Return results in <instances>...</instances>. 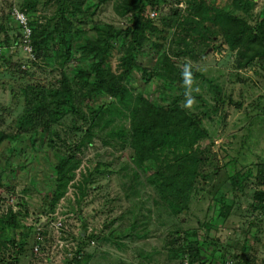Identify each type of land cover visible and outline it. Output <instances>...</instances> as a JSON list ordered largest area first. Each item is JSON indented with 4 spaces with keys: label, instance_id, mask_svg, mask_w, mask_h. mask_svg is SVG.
<instances>
[{
    "label": "rangeland",
    "instance_id": "rangeland-1",
    "mask_svg": "<svg viewBox=\"0 0 264 264\" xmlns=\"http://www.w3.org/2000/svg\"><path fill=\"white\" fill-rule=\"evenodd\" d=\"M28 1L33 0H0V218L6 221H0V255L12 254L8 240L15 238L24 246L14 264H67L76 255L77 264H237L242 252L248 263L264 264V212L254 208L263 202L256 201V192L264 190V59L242 67L239 53L221 38L212 41L198 32H192L195 38L179 35L178 21L191 15L187 0H158L160 9L147 8L146 14L154 13L153 24L160 30L154 27L153 39L160 46L154 50L149 42L142 52H134L143 66L155 64L149 75L135 70L129 76L131 95L125 105L110 95L86 97L87 87L70 71L90 62L82 49L95 37L93 26L127 25L131 14L122 11L128 0H78L74 11L82 21L70 40L71 55L67 62L55 56L53 64H47L45 54H34L33 29L29 42L24 41L14 9L24 12L29 24H43L54 5L41 0L31 9ZM204 1L240 12L233 0ZM263 8L264 0H255L252 12ZM127 48L125 40L114 44L108 64L113 71ZM63 73L70 77L79 108L86 114L101 109L95 124L73 113L53 120L45 111L31 132L18 130V119L33 104L53 108L49 90L59 85ZM188 73L199 77L181 103L185 108L201 114L204 103L192 94L215 106L209 80L220 85L225 102L202 117L205 133L194 146L166 144L141 163L134 154L132 128L139 96L140 102L167 104ZM38 91L42 94L37 96ZM111 102L112 110L102 109ZM30 136L36 138L30 141ZM195 151L211 154L213 162L198 167L207 177L191 180L187 198L164 197L154 185L153 168L174 174L183 154ZM62 159L67 161L64 196L54 210L40 216L38 208L57 184L56 167ZM250 171L237 182L238 173ZM11 212L16 223L10 220ZM35 222L43 235L38 253L37 231L30 225ZM28 225L33 228L28 230Z\"/></svg>",
    "mask_w": 264,
    "mask_h": 264
},
{
    "label": "trees",
    "instance_id": "trees-1",
    "mask_svg": "<svg viewBox=\"0 0 264 264\" xmlns=\"http://www.w3.org/2000/svg\"><path fill=\"white\" fill-rule=\"evenodd\" d=\"M39 1L41 0L28 1L27 7L31 9L36 8V3ZM233 1L236 5L235 8L240 12L232 13L227 9L220 8L216 4L205 2L204 0H187L188 14L191 15L180 18L176 31L184 37L190 36L195 38L198 35L196 32H198L204 34L205 37L210 38L212 41L221 38L230 50L239 53V65L244 67L251 64L255 59H264V8L258 14H254L252 11L254 10L255 0ZM78 3V0H43V5L53 4L54 11L43 24H40L39 21L30 22L31 29L34 30L31 46L37 58L45 54L44 57H47V64H53L55 56L64 57V62L68 61L71 55V37L79 31L77 23L82 21L74 11V9L79 8ZM160 7L158 0H128L122 11L123 14H131L126 26H93L95 37L89 40L84 45L85 48L82 49L85 59L90 62L84 65H77L70 71L74 73L73 77L75 79L78 78L83 87H87L88 94L86 97L110 95V97L117 99L121 104L125 105V102H127L131 95V91L126 85L129 76L133 75L135 70H140L143 75L147 76L149 75V71L154 68L155 64L152 67L143 66L139 55L134 52L137 49L142 52L147 45L146 43L149 42H151L154 50H158L160 44L153 37L154 30L160 29L153 24V17H151L150 12L147 15L146 10L150 8L154 12L160 9ZM212 28L214 31L211 32ZM192 32H195L197 35H194ZM19 39L20 36L17 34L14 40L18 43ZM120 40H125L128 43V48L120 58V65L117 72H115L108 66L109 57L114 44ZM10 42L9 38L5 39L7 47H10ZM61 45L62 48H60ZM49 47L53 48L51 52L48 50ZM59 48L63 51L62 53H59ZM154 60L157 61V59ZM5 61V64H7L6 58ZM198 77L190 73L182 75V86L177 87L178 93H175L167 104H152L147 100L140 102L143 98L139 96V102H137L136 108L132 111V128L135 134L134 154L136 159L141 163H144L147 159L151 160L150 156L152 153L166 144L174 146L175 143L182 142L192 147L204 136L205 131L202 130L201 126L202 117L209 116L210 111L214 109L211 107H215V110H217L220 104L225 101L220 85L209 80L207 81L208 86L211 87L210 91L216 99L215 106H209L201 98V95L192 94V97L200 99L204 103L201 114L198 115L185 108L181 103L190 96L188 89ZM40 94L42 92L38 91L36 95ZM49 95L54 98L53 108L48 110V106L43 103L33 104L18 119V130L31 132L29 129L34 128L46 112L53 115V120H58L68 113H73L91 125L95 124V119L100 114L101 109L91 110L90 114H86L81 107L79 108L75 104L70 77L64 73L59 80V85L49 90ZM102 109L112 110V102L103 104ZM35 138L36 136H30V141H33ZM183 158L179 164L180 169L174 174H167L162 172V170L154 171V168L152 170L155 174L153 176L154 185L164 197L171 196L176 200L182 197L187 198L188 192L192 187L191 180L198 176L204 179L207 177L198 167L213 162L211 154L204 153L203 151L184 153ZM66 165L67 161L65 159L59 161L56 167L57 184L51 193L46 194L42 198L38 208L40 216L44 217L54 210L60 199L64 196ZM145 166L147 165L145 164ZM251 174V171L246 175L238 173L236 175L238 178L237 182L242 183L246 176ZM261 183H264V180ZM259 200L263 201L262 204L256 203L254 204V208L263 213L264 190L256 192V201L261 202ZM1 217L0 221L6 222L4 221V217ZM10 220L16 223L15 213L11 212ZM30 225L33 226V223ZM27 228L29 230V228L32 229L33 227H29L28 225ZM21 236L24 237L23 234ZM81 236L83 237V234ZM93 237L97 236H90V238ZM8 242L13 247V252L6 258L0 255V264H14L18 262V255L23 251V242L17 243L15 238H10ZM76 257L67 260V264H77L79 260ZM237 259V264L244 263L241 260H246L245 264H253L252 262L248 263L249 260L243 252L237 256Z\"/></svg>",
    "mask_w": 264,
    "mask_h": 264
},
{
    "label": "built area",
    "instance_id": "built-area-1",
    "mask_svg": "<svg viewBox=\"0 0 264 264\" xmlns=\"http://www.w3.org/2000/svg\"><path fill=\"white\" fill-rule=\"evenodd\" d=\"M14 14L16 16V19L18 20L20 26L22 27V32H23V36H24V41L27 43L29 42V36L31 35L32 29L31 26L29 24V19L27 18L26 15H24L25 13L18 10L17 8L14 9ZM152 16H154V13H151ZM45 220V218H43ZM40 223H33V226L35 227L36 231H37V242L34 244V253H38L42 247H43V235L41 234V230L42 227L40 226ZM56 228L59 229L60 227V223L57 221L55 222ZM92 244L95 243V241L93 240L91 242ZM40 264V263H39ZM184 264H191L189 260L185 261ZM225 264H229V262H226Z\"/></svg>",
    "mask_w": 264,
    "mask_h": 264
},
{
    "label": "clouds",
    "instance_id": "clouds-1",
    "mask_svg": "<svg viewBox=\"0 0 264 264\" xmlns=\"http://www.w3.org/2000/svg\"><path fill=\"white\" fill-rule=\"evenodd\" d=\"M189 103H191V102H189Z\"/></svg>",
    "mask_w": 264,
    "mask_h": 264
}]
</instances>
